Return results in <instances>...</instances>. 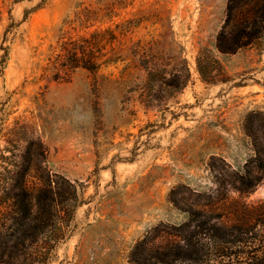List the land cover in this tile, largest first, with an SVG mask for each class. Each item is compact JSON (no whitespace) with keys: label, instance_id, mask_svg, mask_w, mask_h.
I'll list each match as a JSON object with an SVG mask.
<instances>
[{"label":"rangeland","instance_id":"obj_1","mask_svg":"<svg viewBox=\"0 0 264 264\" xmlns=\"http://www.w3.org/2000/svg\"><path fill=\"white\" fill-rule=\"evenodd\" d=\"M226 6L0 0L1 134L22 125L39 138L51 185L69 180L79 201L70 236L50 264H133L129 255L143 238L151 250L178 255L199 243L201 258L164 264H238L231 203L264 202V179L250 193L234 181L254 154L247 115L259 134L264 130V35L234 53L219 52ZM89 38L98 62L111 48L125 54L132 47L154 74L149 79L128 60L101 63L96 72L78 67L67 80L45 70L64 42L79 47ZM201 50L219 60L222 80L201 77ZM59 208L65 215V204Z\"/></svg>","mask_w":264,"mask_h":264},{"label":"trees","instance_id":"obj_2","mask_svg":"<svg viewBox=\"0 0 264 264\" xmlns=\"http://www.w3.org/2000/svg\"><path fill=\"white\" fill-rule=\"evenodd\" d=\"M107 32L111 42L115 36L111 30L107 29ZM263 35L264 0H227L225 20L216 37L219 52L234 53ZM83 40L88 44L79 47L64 42L63 50L49 60L45 70H49L54 79L67 80L73 69L78 67L96 72L101 63L126 60L129 61L127 67L132 65L143 69L149 79L156 70L148 63L137 62V53L132 47L125 54L111 48L103 54V62H98L99 56L93 50L90 38ZM210 61L220 66L218 59L201 50L197 56L201 77L206 81L222 80L218 78L223 76L222 69L219 67V73H212ZM259 120L264 121L263 113ZM252 124L253 118L249 114L245 131L251 137L254 154L245 162L242 173H234L235 188L241 193L254 191L264 179V145L261 143L264 130L259 134V129ZM1 131L0 138L4 136L5 144L0 145V264H50L60 243L70 236L73 210L79 204L76 187L67 179L61 185H51V172L46 166L47 149L22 125L2 134ZM64 204L67 209L61 212L65 215H60L59 206ZM230 211L233 221L228 229L235 246L231 254L235 256L236 263L264 264V202L249 206L233 200ZM193 214L190 213V219L194 218ZM145 244V238L137 242L129 255L130 262L164 264L178 258L195 261L201 258L198 242L190 243L189 252L181 255L172 248L151 250Z\"/></svg>","mask_w":264,"mask_h":264}]
</instances>
